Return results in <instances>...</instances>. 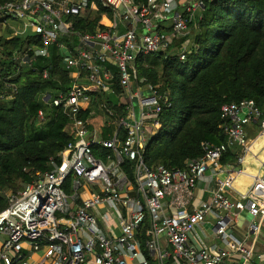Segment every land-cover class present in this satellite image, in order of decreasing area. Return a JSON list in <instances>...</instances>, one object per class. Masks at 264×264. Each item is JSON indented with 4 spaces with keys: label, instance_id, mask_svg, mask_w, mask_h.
<instances>
[{
    "label": "built area",
    "instance_id": "1",
    "mask_svg": "<svg viewBox=\"0 0 264 264\" xmlns=\"http://www.w3.org/2000/svg\"><path fill=\"white\" fill-rule=\"evenodd\" d=\"M208 1L0 0V24L12 21L18 24L10 27L14 36L42 40V47L30 48L34 58L48 57L49 47L58 45L72 84L51 103L67 116L75 138L59 162L51 159V170L8 196L0 212V237L6 238L0 264H31L39 252L41 264H264V241L258 250L264 238V107L254 100L224 105L220 128L227 143L204 142L203 155L185 169L150 168L143 157L146 134L161 127L162 97L136 81V60L187 38ZM77 17H99L104 29L77 31ZM61 39L68 43L59 45ZM188 44L172 49L181 62ZM23 63H31L28 54ZM111 67L120 96L112 89ZM92 93L125 106L123 115L99 104L109 118L110 139L93 125L100 116L82 117L96 114ZM96 144L112 154L97 157ZM230 149L235 164L224 162ZM244 178L250 184L242 192L236 184ZM202 183L214 185L208 198L198 196ZM242 215L252 219L244 239L235 236Z\"/></svg>",
    "mask_w": 264,
    "mask_h": 264
},
{
    "label": "trees",
    "instance_id": "2",
    "mask_svg": "<svg viewBox=\"0 0 264 264\" xmlns=\"http://www.w3.org/2000/svg\"><path fill=\"white\" fill-rule=\"evenodd\" d=\"M74 22L82 33L104 29L99 17L93 21L77 17ZM8 33L7 38L0 36V212L10 194L34 181L37 173L51 170V159L59 162L57 156L75 141L67 116L51 103L72 84L58 45L49 47L48 57L34 58L30 48L42 47L40 38L14 36L12 29ZM185 41L187 60L181 62L172 49ZM171 47L136 60V81L156 88L162 97L161 127L151 134L143 153L150 168L185 169L188 160L203 155L204 142L226 144L220 128L224 105L254 100L264 107V0L208 1L202 21ZM26 54L30 64L23 63ZM111 68L116 74L112 89L120 96L118 72ZM92 98L96 114L82 117H106L103 139H110L109 118L99 111V104L107 102L123 115L125 106H117L108 94L92 93ZM93 148L99 158L112 154L100 144ZM236 161L235 150L230 149L224 162Z\"/></svg>",
    "mask_w": 264,
    "mask_h": 264
},
{
    "label": "rangeland",
    "instance_id": "3",
    "mask_svg": "<svg viewBox=\"0 0 264 264\" xmlns=\"http://www.w3.org/2000/svg\"><path fill=\"white\" fill-rule=\"evenodd\" d=\"M11 26H13V27H18V24L14 23V22H12V21L8 22L7 25L0 24V36H2V37H4V38L9 37L10 35H9L8 31H10L9 28H10ZM113 99L116 100L115 97H114ZM118 99H120V98H118ZM127 100H128V97H127V96H123V97H121V101H127ZM134 103H135V106L138 107V101H137V100H134ZM105 120H106V117L101 116L100 118H97V119L93 122V125H94V127H95V129H96V131H97L98 133H99L100 131L103 133V131H104V125H105ZM101 137H102V136H98V139H101ZM150 137H151V135L146 134V139H147V141L150 140ZM242 181H243V179H240V180L238 181L237 184L241 183ZM67 192H68L69 194H73V193H74V190H73V188H68V191H67ZM80 196H81V197H85V196H86L85 192H84V191H80ZM238 219H239V221H238V226H237L236 230H238L239 228H240V229H245L244 227H246L247 224H248L250 221H252V219H251L250 217H248L247 215H242V216H241L240 218H238ZM206 232H207V234H208V237L211 238V236L213 235L212 228H211V227H208ZM240 233H241V232L235 231V236H236L237 238L242 239V235H241ZM202 236H203V235H202ZM203 237H204V236H203ZM204 239H205V241H206L207 243H209V239H208V238H204ZM4 240H6L5 236H1V237H0V244L3 243ZM33 255H35V254H33ZM33 255H32V256H33ZM43 257H44V252L36 253V255H35V260L40 261ZM30 261H32V258L30 259ZM86 264H88V263H86Z\"/></svg>",
    "mask_w": 264,
    "mask_h": 264
},
{
    "label": "crops",
    "instance_id": "4",
    "mask_svg": "<svg viewBox=\"0 0 264 264\" xmlns=\"http://www.w3.org/2000/svg\"><path fill=\"white\" fill-rule=\"evenodd\" d=\"M146 94H147V92H145ZM254 167H255V165H253V166H251V168L252 169H254ZM240 180V179H239ZM238 180V181H239ZM238 183V182H237ZM250 184V180L249 179H246V178H244L243 179V181L241 182V183H239V184H236V187L238 188V189H240V191H245L246 190V188L248 187V185ZM201 189H204V190H199L198 191V196L200 197V198H208L209 196H210V191H212V189L214 188V185H212V184H210V183H205V184H201ZM209 192V193H208ZM237 228V227H236ZM245 229H238V230H236V231H238V232H241L240 234L242 235V239H244L246 236H247V233H248V231H247V226L246 227H244ZM264 239V238H263ZM261 240V243L259 244V246H258V250H261V248H262V246H263V241L264 240ZM36 255V254H35ZM35 255H33L31 258H32V261H30L31 262V264H41V262H42V260H43V258L40 260V261H37V260H35Z\"/></svg>",
    "mask_w": 264,
    "mask_h": 264
}]
</instances>
